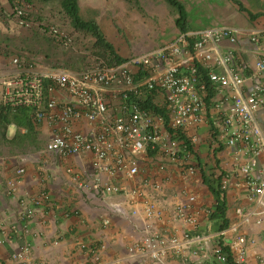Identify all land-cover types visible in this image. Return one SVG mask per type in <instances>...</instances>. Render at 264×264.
Listing matches in <instances>:
<instances>
[{"label":"built area","instance_id":"built-area-1","mask_svg":"<svg viewBox=\"0 0 264 264\" xmlns=\"http://www.w3.org/2000/svg\"><path fill=\"white\" fill-rule=\"evenodd\" d=\"M0 16L37 31L60 48L75 49L74 35L40 15L30 1L0 0ZM240 33L238 28L219 24L180 31L167 43L123 61L86 56L80 69L48 68L38 60L15 55L10 59L15 70L0 77V104L12 110L31 107L34 124L47 126L46 152L61 158L92 155L93 173H86L83 180L76 178L81 189L104 197L125 194L133 206L141 204L144 225L128 246L129 259L140 264H169L171 257L193 256L202 264H225L228 253L222 248L227 246L239 264L255 241L248 227H261L264 239V129L255 119L264 105V85L245 92L243 69L231 66L232 50H222L225 40L237 43ZM250 39L259 42L260 37L251 34ZM219 66L225 68L223 73L216 70ZM255 66L264 77V58H258ZM210 83L224 90L217 106L228 104L224 128L216 134V141L232 148L235 159L232 176L217 175L215 185L225 196L231 187H242L249 205L235 208L236 220L227 228L212 230L206 225L202 230L200 212L192 206L196 195H189V203H170L162 181L155 177L164 173L168 164L180 167L185 182L196 177L194 151L187 149L183 137L206 118ZM158 95L163 97V106ZM149 101L163 113L148 107ZM145 157L153 164L154 178H142L132 187L112 182L119 174L137 179ZM24 172L23 167L17 168L18 175ZM8 186L9 194L16 195L14 179ZM19 201L20 223L10 229L22 242L11 253L12 264H45L34 256L27 236L37 207L50 203L49 194L22 196ZM213 210L207 207L204 211L207 224ZM117 211L125 214L120 206ZM165 211L182 227L158 228L155 221L163 219ZM133 214L138 215L139 210L134 208ZM103 224L109 225V218L103 219ZM80 246L89 253L86 264L110 263L104 258V242H81Z\"/></svg>","mask_w":264,"mask_h":264},{"label":"crops","instance_id":"crops-1","mask_svg":"<svg viewBox=\"0 0 264 264\" xmlns=\"http://www.w3.org/2000/svg\"><path fill=\"white\" fill-rule=\"evenodd\" d=\"M81 2L82 0H79L82 12ZM214 3L217 15L208 17L214 19V22L209 20V23L203 25L201 23L203 14L200 12L201 15L195 19V25L193 24L195 21L190 20L191 27L197 26L196 29H201L219 24L238 28L241 32L239 41L231 43L225 40L222 50H232L231 66L243 69V75L246 77L243 86L245 92L251 91L258 84L264 85V77L258 75L255 66L258 58H264V0H247V4L242 2L245 10L240 9L232 0H215ZM193 8V6L190 7V9ZM248 11L259 15L252 19ZM256 33L260 37L259 42L250 39L251 34ZM14 70L15 67L11 65L10 59L4 60L0 55V77ZM216 70L223 73L225 68L219 66ZM204 73L206 74V71ZM223 91L217 85L209 84L206 118L201 125L190 127L188 130L186 139L192 144L194 161L197 164V174L194 180L185 182L181 176L180 167L175 164H168L167 170L155 177L162 181L164 196L170 203H189V195H196L192 206L200 212L199 217L202 220L200 229L202 230L207 225L204 220V211L207 207L213 209L216 204L215 196L208 183L205 182V178L213 179L219 174L223 177L232 176L230 170L235 167L232 148L224 142L219 145V140L216 141L218 136L216 134L223 131L225 111L228 108L227 103L221 108L217 106L222 99ZM157 99L163 106V97L158 95ZM255 119L264 129V105L257 110ZM46 127L45 124L35 125L28 134L33 135L35 139L38 136L40 138L42 131H47L48 134ZM18 129L26 133L24 128L11 123L8 135L14 136ZM194 135L196 140H193ZM47 140L46 137L44 150ZM145 159H142L141 175L137 179L130 180L125 175L119 174L113 178L112 182L132 187L142 178H154L153 164L148 157ZM34 160H38L35 165L30 163L31 159L28 157L21 161L13 158L6 160L0 157V264H12L11 253L17 244L22 242L10 229L15 222L20 223L22 205L19 197H33L42 192H47L51 201L47 205L37 207L27 236L32 243L33 254L38 260L44 261L45 264H86L90 256L86 249L81 248L80 243L94 241L106 244L104 258L110 262L109 264H140L136 259H129L127 252L128 246L137 239L143 229L141 204L137 207L133 206L125 194H110L104 197L88 188L81 189L76 178L83 180L86 173H93L91 154L70 156L65 159V164L60 161L57 168L62 173L57 174L55 179L47 178L40 172L47 161H41V158ZM19 167L25 169L22 175L16 173ZM13 179L17 187V193L14 196L8 192L9 181ZM104 179L106 180V177ZM237 179L232 177L233 181ZM244 191L242 187H231L226 193L227 217L230 223L236 220L235 208L238 205H249ZM119 206L125 210V214L117 211ZM134 208L139 210L138 215L133 214ZM165 213L163 219L155 221L158 228L174 230L182 227L179 223L170 220L167 211ZM106 218L110 220L107 226L103 224V219ZM248 233L255 241L261 242L264 248L261 227L255 224L250 225ZM252 252L253 250L249 253L247 264H264V250L260 251L261 254ZM195 260L193 256L189 259L174 256L170 258L169 264H200Z\"/></svg>","mask_w":264,"mask_h":264},{"label":"rangeland","instance_id":"rangeland-1","mask_svg":"<svg viewBox=\"0 0 264 264\" xmlns=\"http://www.w3.org/2000/svg\"><path fill=\"white\" fill-rule=\"evenodd\" d=\"M27 1H30L44 18L70 31L76 39L75 49L60 48L37 31L21 28L0 16V55L4 60L21 55L38 60L48 68L80 69L84 67L86 56L102 55L110 60L114 59L115 55L129 58L136 53L167 43L180 32L175 22L178 10L165 0H82L83 17L87 20L94 19L99 23L107 40L113 46L114 52L110 53L108 49H103L96 44V39L91 33L72 27L70 19L61 10L60 0ZM181 1L190 13V20L195 21L196 17L202 13L201 23L203 25L209 23V20L214 22V19L208 17L217 15L215 0ZM241 1L247 2V0ZM191 6L194 8L190 9ZM216 20L220 22L219 19ZM193 24L195 25L196 21ZM8 133L9 125L2 123L0 126V157L20 161L28 157L31 159L30 163L34 165L38 161L34 159L41 158V161H47V163L44 164L46 167L43 166L40 169V172L47 178L55 179V176L62 173L58 170L57 164L60 161L65 164L67 158H61L57 154L44 150L45 138L49 135L47 131H42L41 137L38 136L36 139L33 135H25V131L21 129H18L12 137ZM36 170L38 171L37 166ZM207 226L209 229H214L213 222H209ZM261 244L257 241L250 243L245 261L239 264H247V258L252 250V253L261 254L260 251L264 250Z\"/></svg>","mask_w":264,"mask_h":264},{"label":"trees","instance_id":"trees-1","mask_svg":"<svg viewBox=\"0 0 264 264\" xmlns=\"http://www.w3.org/2000/svg\"><path fill=\"white\" fill-rule=\"evenodd\" d=\"M52 1V0H46ZM170 5L174 6L178 10V16L175 20L177 27L180 31H187L190 30V13L187 10L185 4L181 0H165ZM235 2L240 9L245 10L242 2L240 0H232ZM61 7L64 13L70 19V23L72 27L79 31H84L91 33L94 38L96 39V44L103 47V49H108L110 53L114 52L112 44L107 40L101 26L99 23L94 20L90 19L87 20L83 17L79 0H60ZM249 15L252 19L256 18L259 14H253L249 12ZM110 60V59H109ZM123 57H119L117 55L114 56V59L110 61H123ZM148 107L153 108L154 110L163 113V110L157 106H154L150 101L147 103ZM32 108L31 107H19L15 110H12L10 107H7L3 104H0V126L2 123L4 125H9L11 123L16 124L19 128H24L26 133L33 130L35 124L32 121ZM18 134H21L18 132ZM184 144L186 145L188 150H192L191 142L183 137ZM216 179L205 178V182L208 183L211 191L213 192L216 200V204L214 206V210L211 214V219L214 222V229H224L227 228L230 224L229 218L227 217V201L226 196L222 195L221 190L216 187ZM223 252L228 253V259L225 264H237L233 260V256L231 255L229 248L227 246H223Z\"/></svg>","mask_w":264,"mask_h":264},{"label":"clouds","instance_id":"clouds-1","mask_svg":"<svg viewBox=\"0 0 264 264\" xmlns=\"http://www.w3.org/2000/svg\"><path fill=\"white\" fill-rule=\"evenodd\" d=\"M192 29V28H191ZM194 29H196V28H194ZM175 38V37H174ZM124 59H126V58H124Z\"/></svg>","mask_w":264,"mask_h":264}]
</instances>
